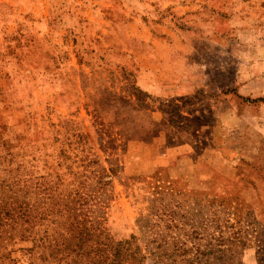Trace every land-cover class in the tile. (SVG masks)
<instances>
[{
	"label": "rangeland",
	"instance_id": "obj_1",
	"mask_svg": "<svg viewBox=\"0 0 264 264\" xmlns=\"http://www.w3.org/2000/svg\"><path fill=\"white\" fill-rule=\"evenodd\" d=\"M25 1L12 20L0 0L8 168L79 187L81 217L153 264H264V0ZM42 243L6 239L0 264H43Z\"/></svg>",
	"mask_w": 264,
	"mask_h": 264
},
{
	"label": "trees",
	"instance_id": "obj_2",
	"mask_svg": "<svg viewBox=\"0 0 264 264\" xmlns=\"http://www.w3.org/2000/svg\"><path fill=\"white\" fill-rule=\"evenodd\" d=\"M16 156L11 152L0 155V242L6 239L30 240L33 247L43 245L44 242L53 251H49L43 260L45 264L157 262L154 256L150 258V245L141 243L135 235L117 239L100 226L95 216L92 218L84 214L81 217L78 207L88 205L89 200H85L79 187L70 191L57 190V181L36 177L22 164L16 163L15 168H8L15 163ZM79 185L82 186V182ZM7 219L9 223L6 226ZM42 224L51 230L59 229L53 232L54 238L39 236L37 227ZM237 238L229 242L235 258L241 247L247 248ZM226 241L228 239L219 240V244L223 245ZM255 248L257 253L264 252L261 244H255ZM161 259L162 256L157 260Z\"/></svg>",
	"mask_w": 264,
	"mask_h": 264
},
{
	"label": "crops",
	"instance_id": "obj_3",
	"mask_svg": "<svg viewBox=\"0 0 264 264\" xmlns=\"http://www.w3.org/2000/svg\"><path fill=\"white\" fill-rule=\"evenodd\" d=\"M48 4L50 5L51 2H49ZM6 5H9V11H10V9H12L13 13L18 15V16H14V18H12V16H11L12 20H15V19L21 20V19L26 18L25 16L27 14L26 13L27 2L25 0H11L9 2H7V0H6ZM86 5H88V4H86ZM45 14L46 13L43 12L44 18L40 17V19H42V20L45 19L46 18ZM39 15H41V14H37L36 16L39 17Z\"/></svg>",
	"mask_w": 264,
	"mask_h": 264
}]
</instances>
